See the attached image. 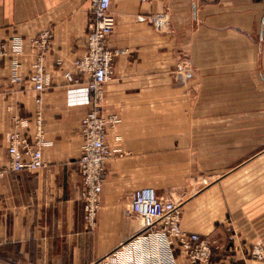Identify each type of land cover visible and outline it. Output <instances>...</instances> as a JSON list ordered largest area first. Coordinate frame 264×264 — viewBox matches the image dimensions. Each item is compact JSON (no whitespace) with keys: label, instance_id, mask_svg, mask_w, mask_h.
I'll use <instances>...</instances> for the list:
<instances>
[{"label":"crops","instance_id":"crops-1","mask_svg":"<svg viewBox=\"0 0 264 264\" xmlns=\"http://www.w3.org/2000/svg\"><path fill=\"white\" fill-rule=\"evenodd\" d=\"M89 10L90 0H0V264H200L131 213L142 187L181 203V229L212 241L208 264H264L251 255L264 249V0H111L107 44L121 52L101 112L116 120L92 232L78 166L87 76L72 67ZM45 29V166L10 171L12 118L37 108L28 40Z\"/></svg>","mask_w":264,"mask_h":264},{"label":"built area","instance_id":"built-area-1","mask_svg":"<svg viewBox=\"0 0 264 264\" xmlns=\"http://www.w3.org/2000/svg\"><path fill=\"white\" fill-rule=\"evenodd\" d=\"M110 5L111 0H90L85 49L72 62V67L77 73L87 76L83 92L89 109L80 121L79 132L83 144L78 166L82 178L80 195L84 203V223L91 232L96 227L100 193L106 178V165L111 158V151L105 141L106 130L116 120L114 116H104L101 112L103 86L112 72L115 56L121 52L111 49L107 44L115 24ZM51 38V31L45 29L28 40V44L35 51L28 80L36 92L34 101L37 108L31 119L19 115L12 118V129L6 135V169L10 171H33L45 166L42 149L50 142L44 131L41 93L49 82L44 61ZM8 46L6 43L0 44V59L8 54ZM12 50L16 54L21 53V40L12 42ZM176 70L186 72V66L178 64ZM75 82L78 83L79 80ZM30 124L33 125L31 134L26 131ZM130 211L141 219L145 230L155 232L154 234L161 233L166 246L170 248L175 244L183 259L200 264L210 262L212 241L181 229L180 202L160 197L150 187H142L132 193ZM251 255L256 261H263V247L253 244ZM169 257L172 258V252Z\"/></svg>","mask_w":264,"mask_h":264},{"label":"water","instance_id":"water-1","mask_svg":"<svg viewBox=\"0 0 264 264\" xmlns=\"http://www.w3.org/2000/svg\"><path fill=\"white\" fill-rule=\"evenodd\" d=\"M263 29H264V17L262 19V30H261V32H263Z\"/></svg>","mask_w":264,"mask_h":264}]
</instances>
